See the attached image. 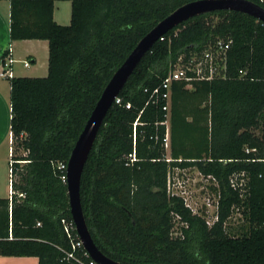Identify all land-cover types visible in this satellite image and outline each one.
<instances>
[{
    "label": "trees",
    "instance_id": "obj_1",
    "mask_svg": "<svg viewBox=\"0 0 264 264\" xmlns=\"http://www.w3.org/2000/svg\"><path fill=\"white\" fill-rule=\"evenodd\" d=\"M196 1L70 0L66 26L53 19L54 0H9L10 40L46 41L48 60L46 77L7 79L17 180L11 199H0V257L77 264L66 258L72 246L62 221L72 219L61 180L65 171L58 165H67L106 85L138 42ZM250 2L264 9V0ZM161 38L119 93L122 103L108 110L85 163L80 198L91 238L119 264H264V163L251 161L264 159V24L218 11L189 19ZM217 40L230 41L225 78L172 86L166 162L164 112L145 106L144 89L157 87L176 64L201 57ZM7 58L9 49L1 64ZM245 148L257 153L247 155ZM173 168H195L216 180L218 188L210 190L220 193L219 219L211 228L181 198L168 195ZM235 172L248 176L244 198L229 187ZM233 207L245 224L235 231L224 226ZM177 230L181 235L173 236ZM77 256L89 261L82 250Z\"/></svg>",
    "mask_w": 264,
    "mask_h": 264
},
{
    "label": "water",
    "instance_id": "obj_2",
    "mask_svg": "<svg viewBox=\"0 0 264 264\" xmlns=\"http://www.w3.org/2000/svg\"><path fill=\"white\" fill-rule=\"evenodd\" d=\"M218 11L241 13L264 24V9L249 1L200 0L178 8L144 36L124 63L116 70L102 92L100 99L95 105L72 149L66 169V189L69 200L70 215L83 249L87 252L89 258L97 264H119L105 257L96 248L87 228L80 198L82 172L103 124L104 118L129 77L147 52L150 51L154 43H156L165 33L179 26L183 22L203 14ZM256 133L259 134V132Z\"/></svg>",
    "mask_w": 264,
    "mask_h": 264
},
{
    "label": "built area",
    "instance_id": "obj_3",
    "mask_svg": "<svg viewBox=\"0 0 264 264\" xmlns=\"http://www.w3.org/2000/svg\"><path fill=\"white\" fill-rule=\"evenodd\" d=\"M249 1L250 0H243ZM162 40V38H160ZM230 48V41L225 42L223 40H217L215 44L206 50L201 57L196 58L192 56V58L186 63L181 64L180 62L174 66L172 70L169 71L167 77L155 88L153 89H144V92L148 94V99L145 106L152 105L155 107H160L162 112H164V122L160 123V125L165 127V134L162 140L163 147L166 152L170 150V124H169V116H170V104H171V90L172 86L175 82H186L191 83L194 81H212L215 79H223L225 78L226 71V54ZM12 63L11 58H7L4 64H1V72L0 77L9 79L12 78V73L10 70V65ZM23 66L27 68L29 64L27 62L23 63ZM115 104L120 105L122 100L120 98L115 99ZM126 109H130V103L125 104ZM137 124L134 123L133 127ZM157 140V137H155ZM245 154H256L257 149L255 148H245ZM129 163H134L136 161L135 154H131L128 156ZM165 161L170 162L171 159L169 156H165ZM251 161L263 162L264 159H254ZM12 161L9 162V199L13 194L12 190V182H13V172H12ZM58 169L65 171V175L61 177V180L66 184V169L67 165L59 164ZM180 169L173 168L169 171L167 177V193L170 196H175L181 198L183 200L184 206L191 212L192 215L200 217L206 224L207 227L211 228L219 219V201H220V193L219 191H215V199L214 201H210L207 199V202L200 206L199 208H193L190 205L188 198L184 197V192H180L181 185L178 183L179 181L172 182L170 180V173L173 171H178ZM261 177V176H259ZM205 178V179H204ZM209 181L212 180L214 182V187L218 188V184L213 177H204L202 175L201 181ZM248 176L244 172H235L230 175L228 178L229 187L238 193L240 198H244L246 193L248 192ZM200 182V181H199ZM203 189V187H202ZM22 196V195H20ZM233 210H237L241 215V212L238 208L233 207ZM232 213V211H231ZM242 217V215H241ZM231 218L230 216L225 221L226 222ZM179 221V218H176ZM64 232L67 237L71 240V251L66 253V258L68 260H74L77 264H97L93 260H91L87 254V252L83 249L82 243L78 239L76 234V240L71 239V230L73 229V223H67L62 221ZM37 226H40L38 223ZM264 226V222H263ZM181 232L175 231L173 236H179ZM82 250V257L89 258L87 263L82 262L81 258L77 256L78 251Z\"/></svg>",
    "mask_w": 264,
    "mask_h": 264
},
{
    "label": "crops",
    "instance_id": "obj_4",
    "mask_svg": "<svg viewBox=\"0 0 264 264\" xmlns=\"http://www.w3.org/2000/svg\"><path fill=\"white\" fill-rule=\"evenodd\" d=\"M70 15V0H54L53 19L57 24L70 23ZM9 19V0H0V72L1 56L5 50L9 49L12 77L43 78L45 74L47 75L48 43L41 40L11 41ZM24 62L29 64L27 68L23 66ZM9 97V81L0 77V199L10 196L9 162L12 156V140ZM0 264H38V260L34 257H0Z\"/></svg>",
    "mask_w": 264,
    "mask_h": 264
},
{
    "label": "rangeland",
    "instance_id": "obj_5",
    "mask_svg": "<svg viewBox=\"0 0 264 264\" xmlns=\"http://www.w3.org/2000/svg\"><path fill=\"white\" fill-rule=\"evenodd\" d=\"M67 25H69V23H67L66 26ZM12 148L14 155V145H12ZM17 154L20 155L23 154V152L21 150H18ZM167 156L170 157L169 152H167ZM201 177L202 174H200L195 168H188L184 170L180 169L178 171H173L170 173V180L175 183H177L176 181H179L178 183L181 185L179 189L180 192H184L183 196L188 198V201L190 205L193 206V208H199L200 206H203L207 202V199H209L210 201H214L216 197L215 193L210 190V186L214 187V182L212 180L201 181ZM16 180L17 176L13 174V182H16ZM226 225L231 229V231H235V229L241 225L245 226L239 212L233 209L231 218L226 222Z\"/></svg>",
    "mask_w": 264,
    "mask_h": 264
},
{
    "label": "bare ground",
    "instance_id": "obj_6",
    "mask_svg": "<svg viewBox=\"0 0 264 264\" xmlns=\"http://www.w3.org/2000/svg\"><path fill=\"white\" fill-rule=\"evenodd\" d=\"M20 261H18V263H19ZM22 263H24V262H22ZM27 263V262H26Z\"/></svg>",
    "mask_w": 264,
    "mask_h": 264
}]
</instances>
